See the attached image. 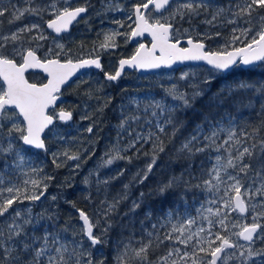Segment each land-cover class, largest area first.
Here are the masks:
<instances>
[{"label": "snow or ice", "instance_id": "6c2138e0", "mask_svg": "<svg viewBox=\"0 0 264 264\" xmlns=\"http://www.w3.org/2000/svg\"><path fill=\"white\" fill-rule=\"evenodd\" d=\"M100 3L97 17L116 13L121 18L111 17L116 27L98 32L87 55H78L66 36L81 21L92 31L91 0H0V264H264V81L229 83L234 72L264 65V0ZM145 34L151 38L148 44L138 43L130 56L119 58L114 72L104 71L101 54L117 50L118 38L128 43ZM79 47L84 49L83 41ZM189 62L204 66L202 78L181 71L161 82L160 98L149 93L121 101L115 138L83 181L89 188L94 183L103 198L91 214L66 200L80 225L71 226V214L60 225L61 197L48 195L56 176L33 162L32 150L49 154L56 169L76 172L82 167L88 150L62 146L67 136L60 126L74 117L72 110L57 109L63 87L80 70L103 73L104 81L84 93L97 101L93 111L81 116L91 121L84 129L91 136L102 123L97 114L113 104L111 96L100 95L105 83L118 82L126 69L159 71ZM30 71L38 78L30 79ZM214 81L223 84L210 104L223 107L232 100L254 118L227 110L219 119L206 116L177 145L186 127L181 114ZM48 141L57 145L56 151ZM162 154L184 162L179 172L172 170L149 193L141 191L132 199L131 187L153 175ZM94 155L93 149L87 159ZM142 156L148 158L145 166L109 199V186L127 169L103 177L101 170ZM148 196L157 197L160 207H153L155 201L146 204ZM84 199L90 206L95 203L90 191ZM48 200L49 207L34 211ZM139 211L144 219L137 229ZM117 226L121 231L113 239Z\"/></svg>", "mask_w": 264, "mask_h": 264}, {"label": "trees", "instance_id": "16d2710c", "mask_svg": "<svg viewBox=\"0 0 264 264\" xmlns=\"http://www.w3.org/2000/svg\"><path fill=\"white\" fill-rule=\"evenodd\" d=\"M78 2L83 3V0H78ZM91 3L94 5V7L90 9L89 13L92 16V31H88V25L81 21L79 24H76L72 27L71 35L66 36L67 46L78 55L81 54V52H83L84 55H87L88 51L91 50L93 46V41L98 42V32L116 27L110 23L111 17L115 16L117 19L121 18L116 13H107L106 16L102 15L97 17L96 12L102 11L100 0H91ZM123 31H127V29L125 28ZM100 39H102V37ZM118 39L120 46L117 50L101 54L104 71L114 72L117 66V60L121 57H127L132 54L130 51V43H125L123 37ZM81 41L84 42L83 50L79 47ZM134 47H136V45H134ZM203 67L204 66L191 65L182 66L171 70L163 69L151 72L149 74H139L135 71H128L118 82L112 83L110 85L105 83L103 92L100 93V95L111 96L113 98V104L110 105L109 108L105 109L102 116L97 114L102 123L98 125L96 134L91 136L86 131H84L91 121L82 120L81 116L93 111L97 105V101L95 99L89 100L84 93L89 86L93 88L97 87L95 83L96 81L103 82V74L98 71H92L88 74L86 73L85 76L82 75L66 87L64 98L60 103V107L67 110H72L74 117L72 121L60 126L61 133L67 136V141L62 146L68 147L72 151H76L78 148H81V146L82 148L88 150L82 157V167L76 172H73L71 167L56 169L51 164V158L49 154L38 150H32L33 162L37 165L43 163L45 166V171L56 176L55 181L51 184L48 190V195L49 197L52 195H59L61 197V199L57 202V207L59 208L60 213V225L64 224L66 221H69L70 214L71 226L79 227L80 225L78 213H75V210L71 207V204L65 202L66 200L75 203L77 207L83 208L85 211H88L91 214V208L95 205H98L100 199L103 198L102 194L97 196L96 186L94 183L92 184L91 188H89L83 183V181L85 177L88 176L89 171L97 166L100 161V157L115 138L116 132L114 125L118 123V106L121 101L123 100L126 103L127 97L130 95L143 96L149 93L155 94L157 98H160V96L163 95V92L160 88L161 82H167V80L171 78L178 77L181 71L186 70L195 71L198 74V78H202L201 74L203 73ZM28 75L30 79L38 78V74L29 73ZM245 79L264 81V65L255 66L252 68H242L239 71L234 72L229 78V83L233 80ZM82 81H88V83H82ZM222 84L223 82L214 81L212 85L206 86L209 89L206 95L199 98L195 102L192 109H189L187 112L181 114L182 119L186 121V127L183 129L182 134L178 135L176 140L177 145L180 143V140H182L184 136L191 132L196 124L201 123L206 116H214L216 119H219L220 116L225 113V110H227L237 117H240L242 114L244 119L254 118V113H251L250 110L242 107L240 104H234L232 100L226 101L223 107H217L215 104H210V98L213 96V94L219 91V89L222 87ZM95 118L96 117H94V119ZM89 141H91V143H89ZM48 143L51 151L57 150V145L55 143H52L51 141H48ZM93 149L95 150V155L91 159H87L88 152L93 151ZM169 152H171V148L169 149ZM147 162L148 158L142 156L140 159H134L131 164H128L125 161H118L110 168L102 169L100 173L102 177L115 175L116 169H127L123 177L118 180H114L109 186V199H111V197L117 192L121 191L123 184L128 183L136 171L140 168H143ZM72 163L73 162H69L70 165ZM183 163V161L170 160L169 155L162 154L156 168L154 169L153 175L143 185L133 184L131 187L132 199H135L141 191L146 194L149 193L150 190L156 187V182L162 178H166L172 170L179 172ZM91 179L94 181L95 176L91 177ZM89 191L92 193L95 200L94 205L91 206L84 199V195ZM153 201H155L154 204ZM145 203L153 204L154 208L160 207V201L155 196H148ZM50 204V200L44 201L38 207H36L34 211L40 212L43 208L49 207ZM129 205L130 201L122 204L120 207V212H126ZM157 215H159V213H157ZM115 219L120 221L119 216L115 217ZM134 219L136 221L135 226L137 229H139V221L144 219V212L139 211ZM123 223L127 224V219H125ZM120 231L121 229L119 226L113 230L111 234L113 239L116 238V235Z\"/></svg>", "mask_w": 264, "mask_h": 264}, {"label": "water", "instance_id": "95a60500", "mask_svg": "<svg viewBox=\"0 0 264 264\" xmlns=\"http://www.w3.org/2000/svg\"><path fill=\"white\" fill-rule=\"evenodd\" d=\"M146 37L149 38V39H151L149 36H147V34H145V36H143V37H137V38H134L133 40H136V39H138V38L143 39V38H146ZM133 40H132V41H133ZM183 65L200 66V65H197L195 62H189V63H185V64H176V65L173 66L172 69L182 67ZM92 69H93V70H98V69H95V68H92ZM88 70H90V69H83V70H80V72H78V73L76 74V76H74V77L69 81V83L75 81L77 78H79L82 74H84V73L87 72ZM165 70H171V69H165ZM99 71H100V70H99ZM128 71H133V70H131V69H126V70H125V73L128 72ZM30 72H32V71H30ZM30 72H29V73H30ZM100 72H101V71H100ZM151 72H155V71L140 72V73H151ZM125 73H124V74H125ZM69 83H68V84H69ZM68 84H67V85H68ZM64 87H65V86H64ZM64 87H63V88H64ZM62 99H63V97L61 96L60 100L57 102V105H58L59 102L62 101Z\"/></svg>", "mask_w": 264, "mask_h": 264}, {"label": "flooded vegetation", "instance_id": "af4514ba", "mask_svg": "<svg viewBox=\"0 0 264 264\" xmlns=\"http://www.w3.org/2000/svg\"><path fill=\"white\" fill-rule=\"evenodd\" d=\"M14 2H15V0H14ZM76 25V24H75ZM74 26V25H73ZM150 42V39L149 38H143V39H140V38H138V39H136V40H133V41H129V43H130V51L133 53L134 51L133 50H135L134 49V45H138V43H145V44H148ZM130 56V55H129ZM101 61H102V63H103V59H102V56H101ZM92 71H96V70H93V69H90V70H88L87 72H85L84 74H86V73H89V72H92ZM98 72H100V71H98ZM30 73H33V74H37V73H35V72H30ZM100 73H102V72H100ZM29 74V73H28ZM103 74V73H102ZM83 75V74H82ZM60 107L59 106H57V109H59Z\"/></svg>", "mask_w": 264, "mask_h": 264}, {"label": "bare ground", "instance_id": "6f19581e", "mask_svg": "<svg viewBox=\"0 0 264 264\" xmlns=\"http://www.w3.org/2000/svg\"><path fill=\"white\" fill-rule=\"evenodd\" d=\"M102 65H103V63H102ZM183 66H190V65H183ZM254 67H255V66H254ZM96 71H99V70H96ZM137 73H139V74H149V73H140V72H137ZM81 76H82V75H81ZM81 76H80V77H81ZM77 79H78V78H77ZM77 79H76V80H77ZM71 83H73V82H71ZM71 83H69L68 85H70ZM68 85H66V86L62 89V95H61V96H62L63 98H64V89H66V87H67ZM60 103H61V102H59L57 106L60 107ZM60 108H61V107H60Z\"/></svg>", "mask_w": 264, "mask_h": 264}, {"label": "rangeland", "instance_id": "374dc122", "mask_svg": "<svg viewBox=\"0 0 264 264\" xmlns=\"http://www.w3.org/2000/svg\"><path fill=\"white\" fill-rule=\"evenodd\" d=\"M137 47V46H136ZM136 47H134V49L136 48ZM134 51V50H133ZM132 53V52H131ZM118 61V60H117ZM88 74V73H87ZM83 76H85V74L83 75ZM64 92H65V89H64Z\"/></svg>", "mask_w": 264, "mask_h": 264}]
</instances>
